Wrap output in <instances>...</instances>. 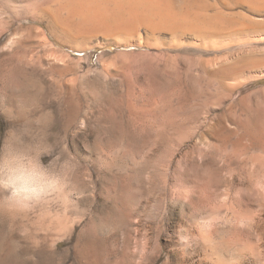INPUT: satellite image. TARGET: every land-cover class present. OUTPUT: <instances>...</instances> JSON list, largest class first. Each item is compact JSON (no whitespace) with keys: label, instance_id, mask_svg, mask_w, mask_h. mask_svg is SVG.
I'll return each instance as SVG.
<instances>
[{"label":"rangeland","instance_id":"rangeland-1","mask_svg":"<svg viewBox=\"0 0 264 264\" xmlns=\"http://www.w3.org/2000/svg\"><path fill=\"white\" fill-rule=\"evenodd\" d=\"M249 1L0 0V135L20 105L50 110L54 155L75 164L64 196L0 209V264H264V0Z\"/></svg>","mask_w":264,"mask_h":264},{"label":"clouds","instance_id":"clouds-1","mask_svg":"<svg viewBox=\"0 0 264 264\" xmlns=\"http://www.w3.org/2000/svg\"><path fill=\"white\" fill-rule=\"evenodd\" d=\"M49 111L20 105L19 123L0 135V209L24 208L67 193L75 164L69 157L54 155L47 131L51 124L50 117L46 119ZM215 228L214 219L201 221L203 233ZM178 242L182 253L192 247L187 235L179 236ZM224 264H244V258L232 251Z\"/></svg>","mask_w":264,"mask_h":264},{"label":"bare ground","instance_id":"bare-ground-1","mask_svg":"<svg viewBox=\"0 0 264 264\" xmlns=\"http://www.w3.org/2000/svg\"><path fill=\"white\" fill-rule=\"evenodd\" d=\"M61 1H63L62 3H66V4H67V3H68V4L71 3L72 5L75 4V3L73 2L74 0H61ZM77 1H78V0H76V2H77ZM86 1H87V0H85V2H86ZM95 1L98 2V5H99V3H100V5L102 4L101 6H103V5L105 6V5H106L105 7H107V5L109 6V4H111V3L114 4V2H115V3H116V2H121V0H95ZM131 1H132V0H131ZM133 1H134V4H138V3H142V2L145 1V0H133ZM243 1H244V0H243ZM251 1H252V0H251ZM251 1H249V3H250ZM72 2H73V3H72ZM90 2H91V1H90ZM96 2L93 3V4H96ZM147 2H148V1H147ZM252 2H253V1H252ZM83 3H84V2H83ZM86 3H87V2H86ZM148 3H149V2H148ZM172 3H173V2H172ZM113 4H112V5H113ZM76 5H78V4H76ZM84 5H85V4H84ZM100 5H99V7H100ZM148 5H150V4H148ZM118 6H120V3H119ZM121 6H122V5H121ZM140 6H141V5H140ZM90 7H91V6H90ZM152 8H153V7H152ZM105 9H106V8H105ZM118 9H120V8H118ZM122 9H123V8H122ZM141 9H142V8H141ZM153 9H154V8H153ZM86 10H88V9L86 8ZM74 11H75V10H74ZM88 11H89V10H88ZM159 12H160V11H159ZM88 13H89V12H88ZM144 13H145V10H144ZM89 14H91V11H90ZM116 14H117V13H116ZM119 14H120V13H119ZM145 14H146V13H145ZM155 14H156V13H155ZM153 16H154V14H153ZM158 16H159V15H158ZM161 16H162V15H161ZM109 17H110V16H109ZM151 17H152V16H151ZM179 17H180V16H179ZM162 18H163V17H162ZM177 18H178V17H177ZM183 18H185V17L183 16ZM148 19H149V18H148ZM164 19H165V18H164ZM169 19H170V18H169ZM171 19H172V18H171ZM173 19H174V18H173ZM199 19H200V18H199ZM172 21H173V20H172ZM192 21H193V20H192ZM195 21H196V20H195ZM195 21H193V22H195ZM198 21H199V20H198ZM163 22H164V21H163ZM196 23H198V22H196ZM203 23H204V22H203ZM206 23H208V22H206ZM216 24H217V23H216ZM209 25H210V24H209ZM209 25H208V26H209ZM214 26H215V25H214ZM217 27H218V26H217ZM209 29H210V28H209ZM214 29H215V28H214ZM257 121H258V120H257ZM251 123H252V122H251ZM256 123H257V122H256ZM258 123H259V122H258ZM253 124H254V122H253ZM253 126H254V125H253ZM253 126H251V127H253ZM257 126H258V125H257ZM257 126H256V127H257ZM261 155H262V154H261ZM263 155H264V154H263ZM263 155L260 156V154H259V155L257 154V155H256L257 157L255 156L256 158H254V160L256 159V161H257V160H258V156H260V159H261V157H263ZM262 159H263V158H262ZM262 159H261V160H262ZM252 161H253V160H252ZM258 161H259V160H258ZM258 161H257V162H258ZM253 162H254V161H253ZM257 162H256V163H257ZM258 164H259V163H258ZM263 164H264V163H263ZM256 165H257V164H256ZM259 165H260V164H259ZM257 166H258V165H257ZM260 166H261V165H260ZM257 168H258V167H257ZM255 169H256V167H255ZM258 170H259V169H258ZM258 170H254V171H258ZM263 170H264V169H263ZM263 170H262V167H261V171H262V172H264ZM259 171H260V170H259ZM259 171H258V172H259ZM259 173L261 174V172H259ZM259 173H258V174H259ZM254 174H257V173L255 172ZM258 174H257V177L260 178V176H259ZM262 175H264V174H262ZM255 177H256V176H255ZM261 178H262V177H261ZM255 179H256V178H255ZM263 179H264V177H263ZM259 180H260V179H259ZM260 181H261V180H260ZM262 181H263V180H262ZM262 181H261V182H262ZM262 183L264 184V181H263ZM258 184H259V183H258ZM259 185H260V184H259ZM262 186H263V185H262ZM263 187H264V186H263ZM260 191H262V190H260ZM259 194H260V193H259ZM261 202H262V200H261ZM261 219H262V218H261ZM10 264H15V262L12 261Z\"/></svg>","mask_w":264,"mask_h":264}]
</instances>
